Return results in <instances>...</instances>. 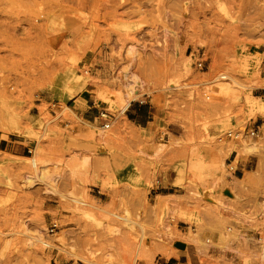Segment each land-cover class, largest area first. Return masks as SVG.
<instances>
[{
	"label": "rangeland",
	"instance_id": "1",
	"mask_svg": "<svg viewBox=\"0 0 264 264\" xmlns=\"http://www.w3.org/2000/svg\"><path fill=\"white\" fill-rule=\"evenodd\" d=\"M263 58L264 0H0V264H264Z\"/></svg>",
	"mask_w": 264,
	"mask_h": 264
},
{
	"label": "crops",
	"instance_id": "2",
	"mask_svg": "<svg viewBox=\"0 0 264 264\" xmlns=\"http://www.w3.org/2000/svg\"><path fill=\"white\" fill-rule=\"evenodd\" d=\"M70 94L67 95V98H70L69 97ZM87 103H88V101L85 98L80 97L76 101L75 107H77L80 110H83V109H85L86 106H88ZM88 108H90V107L88 106ZM146 119H148V121L146 122L147 123L146 125L149 128L150 124H154L152 119H155V112L150 110L148 112V116L146 114ZM262 127L263 126H259L261 135H262V131H261ZM260 138H261V136H260ZM1 140L3 142H6V143H4L6 145L5 151H7L9 154L14 155V156H19V157L23 156L22 148L19 146H15V144H17L18 142L5 140V139H1ZM117 162L120 163V166L116 172L118 173L119 177H122L121 183L122 184L128 183V184H132V185L135 184L137 182V179H138V174H137V167H136L134 160L130 159V158H124V159L118 160ZM173 172L176 174V177L178 180L179 177H178L177 171L173 170ZM171 173H172V170H171ZM96 175H97V177L101 176L100 174H96ZM170 177H171V179L169 181L163 183L166 186L165 188H168V189L173 188L172 175ZM160 182L161 181H159V184H161ZM157 187L159 188V185ZM186 250H187L186 248H183L182 249V253H183L182 255L176 254L174 257H172V262H173L172 264H182V263L188 264V255H185Z\"/></svg>",
	"mask_w": 264,
	"mask_h": 264
},
{
	"label": "bare ground",
	"instance_id": "3",
	"mask_svg": "<svg viewBox=\"0 0 264 264\" xmlns=\"http://www.w3.org/2000/svg\"><path fill=\"white\" fill-rule=\"evenodd\" d=\"M252 49V48H251ZM255 49V48H254ZM132 51V50H131ZM262 59V58H261ZM263 60H264V58H263ZM244 62V61H243ZM241 66V65H240ZM244 67V66H243ZM186 70V69H185ZM220 76H224L225 78H227V76L226 75H224V74H222V75H220ZM125 78V79H124ZM124 81H126V82H124V83H126L125 84V86L124 87H126V89H127V92L125 93V96L123 97V98H120L119 99V101L117 102L118 103V105L117 104H115L116 102H110L111 103V107H116V106H119V107H121V113H124L126 110H127V108L129 107V105L131 104V101L135 98V97H138V95H139V92H140V88L142 87L141 86V83L140 82H138V78L137 77H132V78H130V77H128V76H124ZM137 79V80H136ZM171 86V85H170ZM170 86H169V88H170ZM173 86H175V85H173ZM179 87V86H178ZM168 88V89H169ZM125 89V88H124ZM171 89H173V88H171ZM71 92H72V89H69ZM72 95V94H71ZM245 104H246V108L250 111V112H252V113H257V112H263L264 111V104H262L261 103V101L258 99V98H253V97H248L246 100H245ZM249 113V112H248ZM246 149H248L249 151H253V150H255V149H257V145L256 144H249L247 147H246ZM230 152H233V149H229V150H226V151H222L221 152V154L223 155V154H225V153H228V154H230ZM32 166H34V168H36L35 170V172H36V174H37V177L38 176H41L40 174H41V171H42V168H41V166L39 165V162H38V160L37 159H33L32 160ZM188 166V165H187ZM186 166V169L188 168ZM222 166H224V167H226V163L223 161L222 162ZM193 167V166H192ZM194 169H196V168H194ZM36 180V176H33V175H29L28 177H27V179H26V181L28 182V183H32V182H34ZM40 235H41V233H39ZM40 235H36V236H34V237H32V242H31V246L32 247H34V245H36V243H38V242H41V243H43L46 247H51V243L50 242H48V241H46V239H45V241L44 240H42V236H40ZM54 245V244H53ZM36 247V246H35Z\"/></svg>",
	"mask_w": 264,
	"mask_h": 264
},
{
	"label": "built area",
	"instance_id": "4",
	"mask_svg": "<svg viewBox=\"0 0 264 264\" xmlns=\"http://www.w3.org/2000/svg\"><path fill=\"white\" fill-rule=\"evenodd\" d=\"M206 59H205V53L199 54L196 62H195V66L196 69L200 72H205V68H206ZM222 79H225L224 76H220ZM204 97L206 98V100H210L211 99V94L209 92H204ZM53 107H57V104H52ZM99 118L101 120H103L104 123V129H110L111 125H112V116L110 115V113L106 110V109H102L99 113ZM246 136V134L242 131H235V130H229L225 136H219L218 140L219 142H224L226 140H231V141H241L242 139H244ZM248 136L251 138H260L261 133H260V129L259 127L254 128L252 130H250L248 132ZM234 161H228L227 164V168L228 171L232 174H236L238 172V165H234ZM60 230V225L57 221H52L50 223V225L47 228V234L49 237H54L58 231ZM48 248V247H46ZM50 248V247H49ZM169 264V263H167Z\"/></svg>",
	"mask_w": 264,
	"mask_h": 264
}]
</instances>
